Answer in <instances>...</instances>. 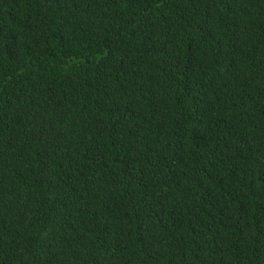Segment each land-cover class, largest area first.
<instances>
[{"label":"trees","instance_id":"trees-1","mask_svg":"<svg viewBox=\"0 0 264 264\" xmlns=\"http://www.w3.org/2000/svg\"><path fill=\"white\" fill-rule=\"evenodd\" d=\"M0 264H264V0H0Z\"/></svg>","mask_w":264,"mask_h":264}]
</instances>
